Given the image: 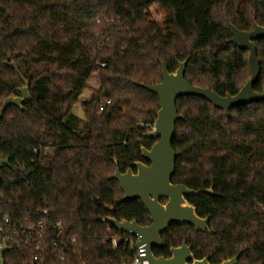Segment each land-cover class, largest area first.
I'll use <instances>...</instances> for the list:
<instances>
[{"label": "trees", "instance_id": "1", "mask_svg": "<svg viewBox=\"0 0 264 264\" xmlns=\"http://www.w3.org/2000/svg\"><path fill=\"white\" fill-rule=\"evenodd\" d=\"M153 8L163 21L152 19ZM231 25L264 28V0H204L196 9L180 0H0V107L19 95L22 78L31 96L23 109L10 106L0 125V158L10 163L0 169V201L18 227L47 222L38 259L35 246H22L4 254L5 264L133 263L136 239L102 219L151 224L142 202H122L111 178L117 167L136 173L134 163L147 164L142 149L156 143L144 135L160 102L141 85L161 83L160 63L174 73L187 61L191 85L236 95L250 70L248 51L229 42ZM255 45L261 93L264 39ZM95 73L100 85L82 99L81 118L73 108ZM105 99L111 103L99 112ZM177 109L172 184L211 191L187 198L210 231L174 224L154 256L169 258L186 243L210 264L237 255L239 264H264V101L229 117L195 96L180 98ZM58 222L63 258L51 243Z\"/></svg>", "mask_w": 264, "mask_h": 264}, {"label": "water", "instance_id": "2", "mask_svg": "<svg viewBox=\"0 0 264 264\" xmlns=\"http://www.w3.org/2000/svg\"><path fill=\"white\" fill-rule=\"evenodd\" d=\"M230 30L231 39L229 42L240 50L248 51L250 70L249 80L236 95L222 97L210 89L191 85L185 78L187 61L179 63L178 69L174 73H170L165 64L160 63L161 83L141 85L155 94L160 102V109L154 125L144 135L145 138L155 140L156 143L150 149H142V158L148 165L141 162L134 163L132 166L136 169V173L132 169L121 173L117 167L111 178L116 180L121 187L122 202L133 200L142 202L150 215L151 224L142 227L136 221H117L111 217L102 219L114 226L118 232L137 238L136 248L140 246L145 248V257L140 259L141 262L147 261L148 264H210L207 258L196 260L191 248L186 243L180 247L171 248V257L169 258L155 257L153 249L162 247V234L174 224L192 226L197 231H210L209 218L198 217L195 208L188 203L187 198L202 192L211 193V191H193L184 185L172 184L178 158L173 149V140L176 134V123L183 119L178 113L177 101L188 96L204 98L215 108L224 111L227 117H229L232 108L264 101V89L261 93L254 90L261 74L255 41L264 39V28L256 25L252 31H241L231 25ZM22 80L25 86L18 90L19 95L7 97L0 107V125L10 106L23 109L31 100L30 85L23 78ZM9 166L8 159L0 158V169ZM163 199H166L164 204L161 203ZM7 252L6 247L0 246V264H5L3 255ZM221 264H239V255Z\"/></svg>", "mask_w": 264, "mask_h": 264}, {"label": "built area", "instance_id": "3", "mask_svg": "<svg viewBox=\"0 0 264 264\" xmlns=\"http://www.w3.org/2000/svg\"><path fill=\"white\" fill-rule=\"evenodd\" d=\"M105 64H100V68H104ZM111 101L109 99H105L100 107L99 112L103 111L105 106L109 105ZM150 130L152 127L149 128ZM6 204L1 200L0 201V246L6 247L7 250H11L12 248L19 247H31L35 246L34 259L37 260L39 255L38 252H42L41 247V239L44 238L47 230V222L46 219H42L39 222L24 227H18L16 224L11 223L10 217L7 213H5ZM45 217H48V213L46 211L43 212ZM44 217V218H45ZM50 230L54 233V239L51 240V243L54 247L56 254L60 257H64V242L62 240L63 231L61 227V222H58L56 225L52 226ZM137 241V238L134 237ZM135 243L131 242V249L135 253L134 261L132 264H148L147 261L141 262L140 259L145 257V248L144 246H140L136 248ZM126 244L130 243L129 238L124 240ZM113 247H117V240H112ZM4 256V255H3Z\"/></svg>", "mask_w": 264, "mask_h": 264}, {"label": "rangeland", "instance_id": "4", "mask_svg": "<svg viewBox=\"0 0 264 264\" xmlns=\"http://www.w3.org/2000/svg\"><path fill=\"white\" fill-rule=\"evenodd\" d=\"M181 2L185 3L186 5L196 9L198 8L204 0H180ZM152 13V19L157 20V21H163L164 13L157 8H153L151 10ZM100 82L98 78V74L95 73L89 82L88 89L84 91V93L81 95L80 100L74 105L73 111L76 115L79 117L83 118L84 114L81 108V101L82 99H86L90 97V95L96 91L99 88Z\"/></svg>", "mask_w": 264, "mask_h": 264}, {"label": "flooded vegetation", "instance_id": "5", "mask_svg": "<svg viewBox=\"0 0 264 264\" xmlns=\"http://www.w3.org/2000/svg\"><path fill=\"white\" fill-rule=\"evenodd\" d=\"M146 162V161H145ZM147 163V162H146ZM147 165H148V163H147Z\"/></svg>", "mask_w": 264, "mask_h": 264}]
</instances>
